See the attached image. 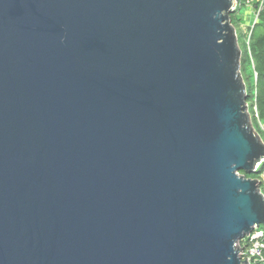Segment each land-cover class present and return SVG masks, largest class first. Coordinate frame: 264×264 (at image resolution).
I'll return each mask as SVG.
<instances>
[{"label": "water", "instance_id": "obj_1", "mask_svg": "<svg viewBox=\"0 0 264 264\" xmlns=\"http://www.w3.org/2000/svg\"><path fill=\"white\" fill-rule=\"evenodd\" d=\"M235 6L0 0V264H250Z\"/></svg>", "mask_w": 264, "mask_h": 264}, {"label": "trees", "instance_id": "obj_2", "mask_svg": "<svg viewBox=\"0 0 264 264\" xmlns=\"http://www.w3.org/2000/svg\"><path fill=\"white\" fill-rule=\"evenodd\" d=\"M260 4L261 2L256 0V5L259 6ZM237 11L231 13L230 17L237 29V33L240 31L242 36V39H240L238 33L239 45L242 50L241 71L247 85L248 104L251 106L252 111L250 112L253 114L252 116H255L254 106L256 105L259 117L264 121V3L254 26H249L247 30L246 27L241 26L243 21L236 16ZM249 33V42H246V37ZM257 121V118L253 121L255 128L258 127ZM263 171L264 162L256 173L248 174V177L261 178ZM242 173L245 172L242 171Z\"/></svg>", "mask_w": 264, "mask_h": 264}, {"label": "built area", "instance_id": "obj_3", "mask_svg": "<svg viewBox=\"0 0 264 264\" xmlns=\"http://www.w3.org/2000/svg\"><path fill=\"white\" fill-rule=\"evenodd\" d=\"M261 2V4L258 6L256 5V0H235L236 6L233 7V9H241L242 6L246 5L248 8H251L252 11H257L256 16L258 18L259 11L262 9L263 0H258ZM254 117L257 118L258 127H259V133L262 137V140L264 141V123L259 117L257 106H254ZM264 162H261V164ZM260 164V165H261ZM260 165L256 167L258 170L260 168ZM264 177V171L263 175ZM240 256L242 260H246L250 262V264H264V225H260L259 227L254 228V230L244 237L240 241Z\"/></svg>", "mask_w": 264, "mask_h": 264}, {"label": "rangeland", "instance_id": "obj_4", "mask_svg": "<svg viewBox=\"0 0 264 264\" xmlns=\"http://www.w3.org/2000/svg\"><path fill=\"white\" fill-rule=\"evenodd\" d=\"M251 8H248L246 5H244V6H242L241 7V9H234L233 10V12H235V11H237V10H239V11H237V13H236V16L238 17V18H240V19H242V24H241V26H243V27H246V30H247V28H249V26H254V24H255V22L257 21V16H256V13H258V10L255 12V11H251L250 10ZM232 12V13H233ZM238 33H239V35H240V39H242V36H241V32L240 31H238ZM249 37H250V33L247 35V37H246V42H249ZM242 72V71H241ZM243 75V74H242ZM244 78V77H243ZM245 81V80H244ZM245 84H246V82H245ZM246 88H247V85H246ZM249 105V104H248ZM248 109H249V111H252L251 110V106H249L248 107ZM250 115H251V122H252V124H253V121H255V118L252 116L253 114L250 112ZM254 126V125H253ZM255 128V127H254ZM258 132H259V127H257V128H255ZM263 175V173L261 174V178L259 177L258 179L261 181V189H262V191L264 192V177L262 176ZM254 178H256V177H254Z\"/></svg>", "mask_w": 264, "mask_h": 264}, {"label": "crops", "instance_id": "obj_5", "mask_svg": "<svg viewBox=\"0 0 264 264\" xmlns=\"http://www.w3.org/2000/svg\"><path fill=\"white\" fill-rule=\"evenodd\" d=\"M252 11V10H251ZM263 121V120H262ZM263 123H264V121H263Z\"/></svg>", "mask_w": 264, "mask_h": 264}]
</instances>
